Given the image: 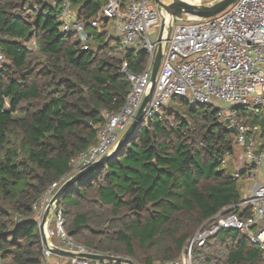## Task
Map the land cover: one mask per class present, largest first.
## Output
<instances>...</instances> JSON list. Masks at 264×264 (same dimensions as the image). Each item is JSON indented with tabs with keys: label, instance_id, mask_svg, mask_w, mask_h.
<instances>
[{
	"label": "trees",
	"instance_id": "obj_1",
	"mask_svg": "<svg viewBox=\"0 0 264 264\" xmlns=\"http://www.w3.org/2000/svg\"><path fill=\"white\" fill-rule=\"evenodd\" d=\"M107 2L71 0L83 22ZM58 13L49 0H0V53L8 60L0 68V264H41L35 203L71 172L73 157L98 142L104 112L122 111L131 92L122 63L139 74L148 62L147 52L131 48L116 59L113 45L121 41L89 25L94 39L84 48L60 33ZM29 36L37 52L22 46ZM249 122L259 126L263 142L264 115ZM227 128L212 104L175 96L114 158L56 201L65 232L138 264L179 259L207 221L243 201L241 181L220 170L236 146ZM192 260L264 264L260 249L238 230L195 246Z\"/></svg>",
	"mask_w": 264,
	"mask_h": 264
},
{
	"label": "built area",
	"instance_id": "obj_2",
	"mask_svg": "<svg viewBox=\"0 0 264 264\" xmlns=\"http://www.w3.org/2000/svg\"><path fill=\"white\" fill-rule=\"evenodd\" d=\"M219 1L200 0L199 5H213ZM153 2L151 5L150 0H108L96 17L83 22L78 19L71 0H54L59 8L57 19L61 34L73 36L87 48L94 39L87 26L100 30L110 23L123 48L147 52L148 62L139 74L122 63L120 73L131 84L125 106L118 114L104 112L105 123L96 127L98 142L73 157L71 172L54 183L35 203L38 226L54 195L67 181L112 153L148 95L165 19L155 0ZM165 20L161 65L145 119L159 115L175 96L187 99L190 105L219 103L217 116L227 127L234 129L239 149L232 179L245 182L249 187L240 204L222 210L196 232L183 248L181 258L154 264H192L194 247L204 246L222 230H238L246 235L260 249L264 260V149H261L264 141H259V126L249 122L264 115V0H238L212 18L185 16L183 20ZM158 26L159 37L153 41L151 32ZM22 46L30 52L38 51L35 38L23 42ZM7 64V58L0 53V68ZM248 209L249 216L243 217ZM64 225L62 209L55 202L45 225L48 246L42 244L41 264H64L63 260L66 264H118L80 257L104 254L74 241L65 232ZM54 248L71 252L76 257L55 255ZM68 259H71L70 263Z\"/></svg>",
	"mask_w": 264,
	"mask_h": 264
},
{
	"label": "water",
	"instance_id": "obj_3",
	"mask_svg": "<svg viewBox=\"0 0 264 264\" xmlns=\"http://www.w3.org/2000/svg\"><path fill=\"white\" fill-rule=\"evenodd\" d=\"M238 0H220L219 2L213 4V5H194L187 3L183 0H172L171 4H165L162 0H155L156 7L158 10H165L168 14V19L169 22L172 19L175 20H183L185 16L189 17H195V18H202V19H207V18H212L215 17L224 11H226L230 6L235 4ZM108 21V19H105ZM171 27L167 30V36L169 38L170 32H171ZM164 24L162 25L161 28V33L159 37V48L158 52L156 55V59L153 65L152 69V76H151V82H150V90L148 95L145 97L136 117L134 118L133 122L130 124L128 127L127 131L124 133L122 138L119 140L117 145L115 146L114 150L112 153L109 155L103 157L101 160L98 162L92 164L89 166L87 169L82 171L81 173L77 174L73 178H71L69 181H67L54 195L51 204L48 206L43 220L39 226V232L41 236V242L44 246H48V241L46 238V233H45V225L46 221L51 209V206L58 201L67 191L69 188L74 187L80 180L84 179L85 177H88L89 175L93 174L96 172L99 168L103 167L106 165L112 158L116 156L118 151L130 140V138L135 134V132L140 128V126L143 124L145 121V111L148 105L150 104L154 90H155V85H156V80L158 76V72L160 69L161 65V60H162V44H161V37L162 34L165 32ZM30 40V36L26 39V41ZM230 133L234 134V129L232 128H227ZM52 252L55 255H60L66 258H74L76 257L75 254L61 250L59 248H54L52 249ZM80 257L87 258L92 261H111V262H117L119 264H134L132 259L129 258H122V257H112L108 255H92V254H85V255H80Z\"/></svg>",
	"mask_w": 264,
	"mask_h": 264
},
{
	"label": "rangeland",
	"instance_id": "obj_4",
	"mask_svg": "<svg viewBox=\"0 0 264 264\" xmlns=\"http://www.w3.org/2000/svg\"><path fill=\"white\" fill-rule=\"evenodd\" d=\"M150 1H151V5H153V3H154L153 0H150ZM162 1L165 4H167V5L172 3V0H162ZM162 17H164L165 19H168V14H167V12L165 10H162ZM165 19L163 20L164 21L163 22L164 25H166V20ZM108 30L110 32H112V35H114L115 31L112 28V26H109ZM159 32H160V26L156 27L155 30L151 32V37H152L153 41H155L159 37ZM92 43H91V46H92ZM113 52H114L113 55H112L113 57H115L116 59H118L120 61L123 59L124 48L122 47L121 44L120 45L114 44L113 45ZM213 106H214L215 109H218L220 107V104L216 103ZM238 154H239V149H238V147L236 145L234 153L229 155V156H226V158L224 159V162L222 163V165L220 167V170H223V171H225L228 174H232L235 171V162L237 160ZM239 184H240V187H241V194L243 196L246 195L247 194V190H248L247 184L245 182H242V181ZM53 240L55 241V243H57L55 239H53ZM181 255H182V253H181ZM180 258H181V256H180ZM63 261H64V264H66L65 260H63ZM68 262L70 263L71 259H68Z\"/></svg>",
	"mask_w": 264,
	"mask_h": 264
},
{
	"label": "crops",
	"instance_id": "obj_5",
	"mask_svg": "<svg viewBox=\"0 0 264 264\" xmlns=\"http://www.w3.org/2000/svg\"><path fill=\"white\" fill-rule=\"evenodd\" d=\"M49 2L52 3V4H55V3H54V0H49ZM75 12H76V10H75ZM76 14H77V13H76ZM98 14H99V13H98ZM96 16H97V15H96ZM109 26H112V25H111L110 23L106 24V25L103 27V29L100 30V32H107L109 37H114V38L119 39V37L116 36V33H115V32H114V35H112V32H110V31L108 30V27H109ZM112 28H113V27H112ZM113 29H114V28H113ZM114 31H115V29H114ZM119 40H120V39H119ZM120 41H121V40H120ZM120 43H121V42H120ZM121 45H122V43H121ZM122 47H123V46H122ZM124 50H125V49H124ZM123 54H124V53H123ZM224 172H225V171H224ZM234 172H235V171H234ZM234 172H233V173H234ZM233 173H232V174H233ZM225 174H228V173L225 172ZM232 174H228V175H232ZM247 186L249 187V185H247ZM247 194H248V190H247ZM247 194L243 196V199L247 196ZM55 258H56V257H55ZM56 260H57V258L55 259V261H56Z\"/></svg>",
	"mask_w": 264,
	"mask_h": 264
},
{
	"label": "bare ground",
	"instance_id": "obj_6",
	"mask_svg": "<svg viewBox=\"0 0 264 264\" xmlns=\"http://www.w3.org/2000/svg\"><path fill=\"white\" fill-rule=\"evenodd\" d=\"M183 1L194 5H199L200 2V0H183Z\"/></svg>",
	"mask_w": 264,
	"mask_h": 264
}]
</instances>
